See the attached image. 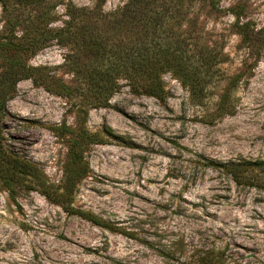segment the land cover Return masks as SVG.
<instances>
[{"label":"rangeland","instance_id":"rangeland-1","mask_svg":"<svg viewBox=\"0 0 264 264\" xmlns=\"http://www.w3.org/2000/svg\"><path fill=\"white\" fill-rule=\"evenodd\" d=\"M59 1H40L57 17L50 27L68 19V0ZM126 2L70 0L104 22ZM215 2L185 1L167 24L189 54L209 56L199 71L204 96L196 101L169 71L161 97L118 79L107 106L88 109L83 126L103 141L84 146L66 207L52 195L67 185L62 125L81 122L79 97L31 78L16 83L4 144L41 175L12 190L0 180V264H264V0ZM4 17L0 3V32ZM78 47L50 39L28 63L76 87L70 63L89 58ZM229 162L243 163L247 175L236 180Z\"/></svg>","mask_w":264,"mask_h":264},{"label":"trees","instance_id":"trees-1","mask_svg":"<svg viewBox=\"0 0 264 264\" xmlns=\"http://www.w3.org/2000/svg\"><path fill=\"white\" fill-rule=\"evenodd\" d=\"M40 1L0 0L5 16V25L0 32V180L4 187L12 190L14 184L20 185L25 176L41 175L34 162L19 157L4 144L1 123L6 113V103L13 96L16 83L31 78L34 84L42 85L55 94L79 97L75 105L76 116L81 118V122L76 127L62 125V135L68 138L71 164L65 177L67 185L65 191L55 190L52 195L55 201L66 207L61 198L66 192H71L70 187L75 183L74 174L79 173L76 165L84 146L90 142L103 141L98 132L83 126L89 107L107 106L109 95L120 78L126 79L142 93L161 97L164 92L161 74L165 71L178 78L187 86L192 97L199 101L204 96L202 90L206 83L199 71L202 66L209 65L210 59L202 52L189 54L183 44L184 39L170 38L175 34L171 27L167 29V24L172 21V14L176 11L182 14L181 7L188 0H127L122 9L110 16L107 22L98 12L75 7L70 0L68 4L61 0L60 3H66L68 19L63 20L64 24L60 27L48 26L57 17L49 8H42ZM203 1L212 7L216 4L215 0ZM94 9H100L99 2H96ZM21 11L25 14L18 16ZM81 16L86 18L83 23L79 20ZM236 18L239 20V14ZM18 25L21 26L20 33H16ZM243 27V24L238 25V32L248 39V35L243 34ZM176 38H179L178 34ZM50 39L62 45L70 42L77 44V55L89 54L84 63L78 60L70 63L72 70L75 66L81 77H78V86H71L61 78L43 72V67L28 63ZM224 166L228 167V172L236 180L247 175L243 163L229 162ZM42 192L50 197L47 191Z\"/></svg>","mask_w":264,"mask_h":264}]
</instances>
